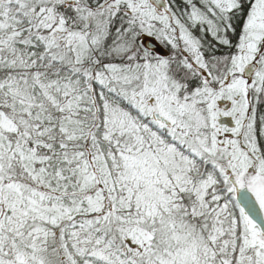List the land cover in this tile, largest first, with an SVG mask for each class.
Instances as JSON below:
<instances>
[{
  "label": "snow or ice",
  "instance_id": "obj_1",
  "mask_svg": "<svg viewBox=\"0 0 264 264\" xmlns=\"http://www.w3.org/2000/svg\"><path fill=\"white\" fill-rule=\"evenodd\" d=\"M0 264H264V0H0Z\"/></svg>",
  "mask_w": 264,
  "mask_h": 264
}]
</instances>
